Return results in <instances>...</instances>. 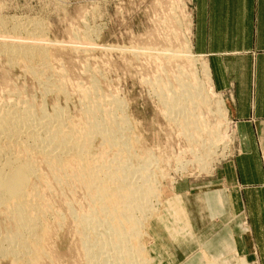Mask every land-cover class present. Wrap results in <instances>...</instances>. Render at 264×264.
Returning <instances> with one entry per match:
<instances>
[{"label":"rangeland","instance_id":"1","mask_svg":"<svg viewBox=\"0 0 264 264\" xmlns=\"http://www.w3.org/2000/svg\"><path fill=\"white\" fill-rule=\"evenodd\" d=\"M192 10V0H0V115L32 109L46 120L60 111L64 131L81 148L61 158V171L60 166L47 165L42 155L24 151L20 143L25 137L18 144L0 141V148L8 149L15 161L26 160L35 168L25 191L30 213L41 207L37 254L13 257L0 252V264H89L83 239L92 240L103 231V220L128 229L123 224L127 214H134L132 220L139 223L135 233L128 234L135 259L127 264H153L146 247L151 239L148 226L165 209L175 182L210 175L216 165L240 152L238 122L229 112L233 92L212 85L204 55L195 53ZM17 19L38 21L41 34L19 32ZM29 38L45 48L47 60L35 54L17 61L4 51V45L31 42ZM185 86L194 93L193 103L184 99ZM115 121L120 127L117 137L127 142L123 151L105 144L103 134L89 132L94 125L115 126ZM125 178L149 189L145 211L118 210ZM8 208L0 207L1 248L7 245L5 237L16 231ZM110 237L109 244L116 241L114 234ZM17 243L16 251H21L22 242ZM109 244L99 251L93 247L94 259L117 264L114 258L123 250H111Z\"/></svg>","mask_w":264,"mask_h":264},{"label":"crops","instance_id":"2","mask_svg":"<svg viewBox=\"0 0 264 264\" xmlns=\"http://www.w3.org/2000/svg\"><path fill=\"white\" fill-rule=\"evenodd\" d=\"M193 47L233 92L240 152L175 182L149 223L153 264H264V0H192Z\"/></svg>","mask_w":264,"mask_h":264},{"label":"bare ground","instance_id":"3","mask_svg":"<svg viewBox=\"0 0 264 264\" xmlns=\"http://www.w3.org/2000/svg\"><path fill=\"white\" fill-rule=\"evenodd\" d=\"M16 19V18H15ZM14 21V20H13ZM21 21L23 20H19L18 19L15 20L16 22V26L18 28H20L18 31L19 32H23L26 35H34V34H41L42 32V28L39 27L40 24L38 21H31V23L29 21H23L21 23ZM12 22V21H11ZM28 22V23H26ZM1 20H0V24H1ZM29 26V28L23 26L25 24ZM41 23V22H40ZM4 24V22H3ZM15 25V24H14ZM0 26H4V25H0ZM1 28V27H0ZM28 30H27V29ZM1 30V29H0ZM96 31V30H95ZM11 33V32H10ZM36 37V36H35ZM30 39V38H29ZM35 39V38H32ZM31 40V39H30ZM39 41V40H38ZM1 42V41H0ZM30 42V41H28ZM28 42H15V44H8L4 45V51L13 59H16V57H19L20 59L22 58V60L24 59H28L29 57H31V55H37L39 56V59L41 58L42 60H47L46 57V53L47 51L45 50V48L43 46L40 45H34L35 43H32V40L30 42V44ZM34 42V41H33ZM5 44V41L3 42ZM39 43V42H37ZM3 48V47H2ZM1 48V49H2ZM5 53V54H6ZM190 56V55H189ZM188 56V57H189ZM38 57H36L35 59H37ZM17 60V59H16ZM21 62H27V61H22ZM29 60V59H28ZM30 60H33V58H31ZM18 61V60H17ZM41 61V60H40ZM173 61V60H172ZM32 62V61H31ZM44 62V61H43ZM30 64V63H29ZM38 64V63H37ZM43 64V63H42ZM204 64V63H203ZM28 65V64H27ZM154 76V75H153ZM204 76V75H203ZM160 77V76H159ZM201 78V77H199ZM199 80V79H198ZM197 82V81H196ZM189 83V82H188ZM195 83V82H194ZM190 84V83H189ZM200 84V83H198ZM188 85V84H187ZM191 85V84H190ZM189 85V86H190ZM194 86V85H193ZM197 86V84H196ZM195 86V87H196ZM194 87V89H195ZM197 88V87H196ZM197 91V90H196ZM195 91V92H196ZM201 90H199L200 92ZM186 92L187 96L184 97L185 100H187V102L189 103V100L191 101V103H193L194 100L191 99V90L188 87H184L183 93ZM169 94V93H168ZM167 94V95H168ZM198 95V92H197ZM196 95V96H197ZM194 96V95H193ZM164 98V97H163ZM115 100V99H114ZM113 100V101H114ZM166 100V99H165ZM184 100V101H185ZM176 101V100H175ZM174 101V102H175ZM180 101H183L182 99ZM183 101V102H184ZM96 102V101H95ZM100 102V101H99ZM98 102V103H99ZM116 101H114V104ZM119 102V101H118ZM167 102V100L165 101ZM173 102V103H174ZM178 102V101H177ZM176 102V103H177ZM220 102V101H219ZM222 102V101H221ZM220 102V103H221ZM86 103V102H85ZM102 103V102H101ZM99 103V104H101ZM175 103V106H176ZM119 104V103H118ZM121 104V102H120ZM165 104V103H164ZM185 104V103H184ZM195 104V103H194ZM117 105V104H116ZM115 105V106H116ZM18 106V105H17ZM168 106V105H167ZM173 106V105H172ZM174 106V108H175ZM183 106V105H182ZM210 106V105H209ZM27 107V106H26ZM117 107V106H116ZM120 107V106H119ZM118 107V108H119ZM178 107V105H177ZM184 107V106H183ZM186 107V106H185ZM188 107V105H187ZM90 108V105H89ZM172 108V109H174ZM196 108V107H195ZM202 108V107H200ZM9 109V108H8ZM19 109H24V108H19ZM171 109V110H172ZM180 109V108H179ZM185 109V108H184ZM220 109V108H219ZM6 110V109H5ZM10 111L13 109H9ZM171 110L169 112V114H171ZM177 109H175V111H177ZM223 110V108H222ZM8 111V110H7ZM122 111V110H121ZM174 111V112H175ZM187 111V109H186ZM221 111V109H220ZM55 113H53L52 115L48 116L45 119L43 118H39L38 116L36 117L34 114V112L32 111V109H24V110H17L16 109L14 111H11L10 113H6V114H2L0 115V141L5 138L7 139L9 142L13 143V144H18L17 141L20 137H25L22 143H20L23 148L24 151H26L27 153H29L30 155H34V154H39L42 155L43 157H45L47 159V165H50L51 167H59L61 171H64L65 167H63L64 165L61 164V158L68 153H74V154H78L81 151L80 148V143H78L77 141H72L71 140V136L69 134H67L68 132L64 131V124L63 121L64 119H62L57 112L60 111H54ZM178 112V111H177ZM184 112V111H183ZM189 112V110H188ZM224 113V117H226V112L222 111ZM117 113V112H116ZM173 113V111H172ZM176 113V112H175ZM187 113V112H186ZM184 113V114H186ZM192 114V113H191ZM101 115V114H100ZM187 115V114H186ZM196 115V114H195ZM62 116V115H61ZM84 116V115H83ZM89 116V113L88 115ZM103 116V115H102ZM111 116V115H110ZM121 116V115H119ZM176 116V115H175ZM191 116V115H190ZM112 117V116H111ZM185 116H183L184 118ZM188 117V116H186ZM193 117V116H192ZM101 118V117H100ZM99 118V119H100ZM113 118V117H112ZM123 118V117H122ZM190 118V117H188ZM194 118H196V116H194ZM98 119V120H99ZM102 119V118H101ZM192 119V118H191ZM104 120V119H102ZM116 120V119H114ZM118 120V119H117ZM95 121V120H94ZM93 121V122H94ZM105 121V120H104ZM180 121V120H179ZM177 120V122H179ZM67 122V121H66ZM97 122V120H96ZM99 122V121H98ZM116 122V121H115ZM105 124V122H102ZM117 124H115V126H107L105 125H94V127H92L94 130L89 129V132L94 134H103L105 136V140L106 143L109 147L110 146H114L116 148H118V150L123 151L125 150V144L127 143L126 140L124 142V140L122 141V139H119L118 136V131L120 129L118 121L116 122ZM99 124V123H98ZM186 124V123H185ZM66 125V124H65ZM90 125V123L88 124ZM181 126V125H180ZM65 127V126H64ZM182 127V126H181ZM66 128V127H65ZM79 128V126H78ZM185 128V127H183ZM74 130V129H73ZM79 130V129H78ZM188 132V131H186ZM120 133V131H119ZM77 134V133H76ZM122 134V133H121ZM124 136V135H123ZM190 136V134H188V137ZM120 137V136H119ZM192 137V136H191ZM190 137V138H191ZM127 138V137H126ZM23 139V138H22ZM125 139V138H124ZM191 140V139H190ZM193 140V139H192ZM220 140V139H218ZM82 141V139H81ZM216 142V141H215ZM5 143V141L3 142ZM7 143V142H6ZM130 143V142H129ZM212 143V141L208 142V144ZM124 144V145H123ZM5 145V144H4ZM211 145V144H210ZM127 147V146H126ZM18 149V148H17ZM115 151V150H114ZM14 152V151H13ZM114 153V152H113ZM122 155V154H121ZM124 155V154H123ZM132 155V154H131ZM38 156V155H37ZM34 157V156H33ZM32 157V158H33ZM80 157L83 158L84 156ZM17 158V157H15ZM40 157H38L39 159ZM22 159V158H19ZM23 160V159H22ZM96 161V160H95ZM107 162V161H106ZM204 162V161H203ZM0 164H2V166L4 167L2 170H0V204L2 205H6V207H9L11 210V213L13 214V221L15 223V227H16V231L13 233L8 234L5 237L6 240V247L5 248H1L2 244L5 242H1V250L0 252H2L3 254H11L14 256H16L15 254H17V256L20 254H29V253H34L37 254L36 252L38 251L39 248V244L38 241L36 242V235L40 234L41 231V227L38 226L36 220H38L39 218V212L38 210H41V207L38 206L35 207V209H32L33 211H35L34 213H30L29 211V205H31L30 202L27 201L28 198V193H26L25 189L27 190L26 186L28 184L29 181H27L32 175H34L35 173V168H33V166L27 162L26 160L24 161H15L14 158L10 155V152L8 149H1L0 148ZM96 164V163H95ZM104 164V163H103ZM204 164V163H203ZM40 165V164H39ZM42 165V164H41ZM41 167V166H39ZM45 167V166H44ZM125 167V166H124ZM48 168V167H47ZM123 168V167H122ZM46 170V169H45ZM67 170V169H66ZM124 170V169H123ZM129 170V169H128ZM48 171V170H47ZM69 172V171H68ZM98 174L100 173V170L95 171ZM105 172V171H104ZM48 173V172H45ZM142 173V172H141ZM40 174V173H39ZM42 174V173H41ZM50 174V173H49ZM48 174V175H49ZM56 174V173H55ZM58 174V173H57ZM60 174V173H59ZM62 174V173H61ZM60 174V175H61ZM125 174V173H124ZM143 175V174H142ZM35 176V175H34ZM63 176V175H62ZM61 176V177H62ZM100 176V174H99ZM43 177V176H41ZM49 177V176H48ZM60 177V178H61ZM118 177V176H117ZM142 177V176H141ZM144 177V176H143ZM147 176H145L144 178H146ZM143 178V179H144ZM127 178L123 179L122 181L125 182ZM30 180H32L30 178ZM34 180V179H33ZM41 180V179H40ZM43 180V179H42ZM130 180V179H128ZM138 180V179H137ZM35 181V180H34ZM41 182V181H40ZM44 182V181H43ZM143 182V181H142ZM138 183V182H137ZM39 184V183H38ZM114 184V183H113ZM140 184V183H139ZM30 185V184H28ZM82 185V184H81ZM38 186V185H37ZM84 186V185H83ZM124 188H120L119 187V193H120V197L123 200L122 202V206L120 207V212H123V210H130L131 213H135V212H142L145 211V208H147V203H146V197L149 194L148 192V188H141V186H137L136 183H132L131 181H127L126 184L124 185ZM122 189V190H121ZM121 190V192H120ZM29 191V190H28ZM31 192V191H30ZM34 194L38 195L37 191H32ZM39 192V190H38ZM104 192V190H101L100 193L102 194ZM13 200V202L10 203V200ZM30 199V198H29ZM34 201V200H33ZM42 203V202H41ZM2 205L0 206L2 208ZM42 205V204H41ZM124 206V207H123ZM8 208V209H9ZM85 208V207H84ZM5 210V209H4ZM2 210V211H4ZM6 211V210H5ZM75 211V210H73ZM85 211V209H84ZM87 211V210H86ZM88 213V212H87ZM130 213V212H129ZM86 214V212H85ZM122 215V214H121ZM8 216V215H7ZM78 216V215H77ZM134 216V214H127L126 216H123V224H128V229H126L123 225H119L116 227L115 226L109 224L108 222L106 223V220H103V223L101 226L103 227V231H99L98 235L94 236V238L96 237L97 240H87V239H81L86 243L85 247H82L83 251H85V255L88 256L89 258V264H104V263H100L99 260H95L96 259V255L94 256V254L96 252H92L93 247H95L98 251L99 248H101L102 246H107L108 240L109 238L111 239L110 235L114 234L116 237V241L112 242L109 244L110 249L111 250H117L120 252V250H123V254H120L118 257L114 258L116 260L117 264H127L128 262H132L133 259H135V254L130 251L132 248L130 247L129 244V239H128V234L130 233H135V230L137 228V224L139 225L138 221L136 220H132V217ZM120 217V216H119ZM122 217V216H121ZM90 218V217H89ZM99 218V217H98ZM137 218V216H136ZM95 219V218H94ZM112 219V218H109ZM44 220V219H43ZM88 220L86 221V223L88 224L89 222H91L89 219H85ZM114 220V219H113ZM116 220V219H115ZM62 221V220H61ZM98 221V220H97ZM96 222V221H95ZM12 223V222H11ZM79 223V222H78ZM102 223V222H101ZM41 224V223H40ZM106 224V225H105ZM119 224V222H118ZM77 225V223H76ZM85 225V224H84ZM104 225V226H103ZM14 226V225H13ZM12 226V227H13ZM82 226V225H81ZM80 226V228H81ZM98 228V226H95L96 230ZM87 229V228H86ZM47 230V229H46ZM45 230V231H46ZM78 231V230H77ZM98 231V230H97ZM12 232V231H11ZM44 232V231H43ZM83 232H86L85 230ZM82 232V234H84ZM46 233V232H45ZM43 233V234H45ZM88 233V232H86ZM85 233V234H86ZM41 234V235H43ZM45 236V235H44ZM43 236V237H44ZM85 236V235H84ZM114 238V237H113ZM17 241L22 242V248L21 251H16V243ZM88 241H90V243L93 245L90 246L87 244L89 243ZM95 241V242H94ZM41 243V242H40ZM18 244V243H17ZM105 244V245H104ZM88 245V246H87ZM43 246V243H42ZM41 246V248H42ZM103 249V248H102ZM42 249H40L39 252H41ZM93 251H96L93 249ZM103 251L105 252L106 250H102L101 252L103 253ZM38 252V253H39ZM125 252V253H124ZM106 254V252L104 253ZM111 254V253H110ZM113 254V253H112ZM107 255V254H106ZM4 256V255H3ZM37 256V255H36ZM110 256V255H109ZM19 257V256H18ZM95 257V259H94ZM108 257V256H107ZM109 258V257H108ZM106 260V259H105ZM35 261V258H34ZM97 261V262H96ZM102 261V259H101ZM108 261V260H107ZM110 262V261H109ZM113 262V261H112ZM107 262H105L106 264ZM142 263V262H141ZM112 264V263H111Z\"/></svg>","mask_w":264,"mask_h":264}]
</instances>
